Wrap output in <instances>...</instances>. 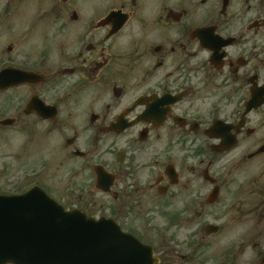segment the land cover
I'll return each mask as SVG.
<instances>
[{
    "label": "flooded vegetation",
    "instance_id": "af4514ba",
    "mask_svg": "<svg viewBox=\"0 0 264 264\" xmlns=\"http://www.w3.org/2000/svg\"><path fill=\"white\" fill-rule=\"evenodd\" d=\"M13 1L0 195L39 187L151 264H264V0H44L32 39Z\"/></svg>",
    "mask_w": 264,
    "mask_h": 264
},
{
    "label": "water",
    "instance_id": "95a60500",
    "mask_svg": "<svg viewBox=\"0 0 264 264\" xmlns=\"http://www.w3.org/2000/svg\"><path fill=\"white\" fill-rule=\"evenodd\" d=\"M5 263L146 264L107 222L65 212L39 189L0 197V264Z\"/></svg>",
    "mask_w": 264,
    "mask_h": 264
},
{
    "label": "rangeland",
    "instance_id": "374dc122",
    "mask_svg": "<svg viewBox=\"0 0 264 264\" xmlns=\"http://www.w3.org/2000/svg\"><path fill=\"white\" fill-rule=\"evenodd\" d=\"M44 2H45L44 0H14L13 1V5H15L16 7L14 8V6L11 5L13 8L12 10L13 12H15L16 9V11H18L17 16L19 17L18 23H16V25L14 24L18 32H22L25 31V29H27L29 31V37L31 39L32 37L34 38L36 35H38V33L41 31L39 28L40 24L38 23V18H39L38 11L44 5ZM5 18H4L5 22L2 25L3 27L0 26V30L6 34L7 30L9 31V28L11 27V22L9 19H5ZM2 23L3 22L1 20L0 24ZM34 27L36 29L33 31L31 35L30 28H34ZM18 143H19L18 151L22 155H24L25 151L22 149L23 144L25 143L24 137H20ZM9 153H11V150H5L0 148V162L3 160V157L8 155ZM4 160H5L4 163L7 162L11 167L12 160L6 158H4ZM52 173H53L52 174L53 178H55L57 175L58 176L60 175V172L58 171V164L54 165Z\"/></svg>",
    "mask_w": 264,
    "mask_h": 264
}]
</instances>
